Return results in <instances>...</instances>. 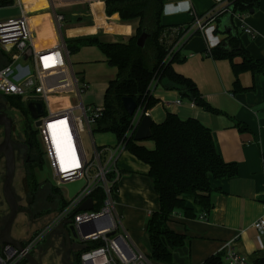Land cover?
<instances>
[{
  "label": "crops",
  "instance_id": "obj_1",
  "mask_svg": "<svg viewBox=\"0 0 264 264\" xmlns=\"http://www.w3.org/2000/svg\"><path fill=\"white\" fill-rule=\"evenodd\" d=\"M17 1L22 4L25 12L31 13L48 9L49 6L48 0ZM222 2L163 0L161 23L166 26L190 24V11L201 15ZM88 13L92 15L94 23L68 28V37L101 31V37L110 35L126 41L135 34L137 19L123 21L118 15L108 17L104 7L102 13L98 7ZM29 18L31 21L27 25L34 41L44 40L43 45L46 46L64 37H58L53 23H49L48 11ZM242 23L252 29L253 35L243 32ZM19 31V25L13 28L12 24L8 26L6 22L0 23V39L4 42L17 38ZM236 33L242 47L253 58H264V0H259V6L253 12L235 13L232 16L229 13L221 14L217 21L206 26L203 35L194 31L186 32L184 42L176 50L182 60L173 63L177 72L196 83L203 98L211 106L225 114L207 112L192 101L181 98L177 90L165 88L157 80L150 86L151 95L158 100L146 111L153 123H162L167 113H174L181 119H197L210 129L222 160L234 163L237 167L234 176L211 180L213 208L206 216L194 204L193 197H185L187 205L193 208L196 215L185 217L178 211L169 223L173 231L185 235V242L172 250L170 262L152 260V264H202L211 256H222L228 242L233 244L248 264L264 257V232H258L252 226L258 218L264 217V75L252 74L250 71L240 73V84L250 88L232 92L234 75L229 61L215 60L206 53V48L211 49ZM106 41L119 40L112 38ZM69 60L71 71L86 84V90L81 95L82 102H87L86 95L88 99L102 105L104 92L109 82L116 77V68L107 64L106 57L96 46L81 47L76 53L70 54ZM239 60V57L235 58V61ZM57 88H71L66 71L60 76ZM63 105H67L66 99L61 102ZM236 121L242 122L247 129L239 130ZM137 142L147 148L154 145L149 139ZM117 167L120 175L114 196L116 212L118 215L121 212L127 221L135 220L140 234L144 235L148 213L158 208L157 194L152 190L147 177L148 166L128 151L122 150ZM126 230L131 243L143 251L132 239L128 228ZM146 254H149V249Z\"/></svg>",
  "mask_w": 264,
  "mask_h": 264
},
{
  "label": "trees",
  "instance_id": "obj_2",
  "mask_svg": "<svg viewBox=\"0 0 264 264\" xmlns=\"http://www.w3.org/2000/svg\"><path fill=\"white\" fill-rule=\"evenodd\" d=\"M14 0H0V6H9ZM223 14L247 13L259 6V0H223ZM163 0H105L104 13L106 16L118 15L123 21L138 20L135 34L126 41H106L101 33L64 38L69 54L76 53L83 46H96L106 57L107 64L116 68V77L111 80L104 92L102 114L96 119L92 132H109L116 137L124 149L134 155L139 161L148 166L147 177L152 190L158 197L157 210L149 214L145 230V237L149 249L148 258L158 262H170L172 250L185 242V235L173 231L169 227L174 213L180 211L185 217L196 214L188 206L186 196L193 197L206 216L213 208L211 191L212 179L234 176L237 167L234 163H225L218 153L211 131L194 118L181 119L174 113H167L162 123H153L151 136L153 147L147 148L127 135L132 115L123 108L122 98L130 96L144 112L157 103V99L150 93V85L157 80L165 88L175 89L181 98L192 101L212 114H225L211 106L202 96L196 83L189 77L180 74L173 68V63L181 61L178 52L172 53L165 59L170 46L164 41V33L171 26L161 23L160 15ZM88 9V7H86ZM149 34L144 46L136 44L137 37L143 32ZM227 46L222 41L211 48L207 55L213 59H227L234 75L232 92L244 91L250 87H243L239 82V74L250 71L252 74L264 75V58H253L240 44L238 34L227 37ZM239 57V61L235 58ZM9 62V58L0 50V65ZM9 104L18 111L24 120L26 118V104L18 97L3 96ZM239 130H246V126L236 121ZM28 133L26 138L29 145L39 143L36 132L31 123L25 120ZM42 155V154H41ZM264 169V153H262ZM27 166L36 164L27 163ZM28 192L34 189L35 177L26 172ZM117 185H114L116 188ZM27 192V190H26ZM49 195L57 201L55 210L46 209L43 213H53L61 210L66 200L63 190L52 186ZM46 193V194H48ZM98 199L94 209L103 203V191L98 188L91 194ZM29 203H34L33 196H29ZM48 199L46 198V201ZM56 204V202H55ZM32 215L38 216L32 209ZM77 252L75 264H79ZM26 260L20 264H25ZM202 264H223L221 255H214ZM253 264H264V257L257 258Z\"/></svg>",
  "mask_w": 264,
  "mask_h": 264
},
{
  "label": "built area",
  "instance_id": "obj_3",
  "mask_svg": "<svg viewBox=\"0 0 264 264\" xmlns=\"http://www.w3.org/2000/svg\"><path fill=\"white\" fill-rule=\"evenodd\" d=\"M48 1V9L52 10L54 21L60 28L64 14L57 11V6L75 3L77 0ZM81 1H88L87 7L91 11L93 5L105 2ZM13 6H18L20 13L0 18V23L6 22L8 26L12 24L13 28L19 25L21 32L19 31L15 39L5 42L0 39V50L9 58L7 64L0 65V95L18 97L26 106L29 102L34 105L36 102L42 104V114L33 118L31 124L36 132L42 158L53 178V184L63 190L66 204L55 213L56 216L46 228L36 233L27 243L21 242V248L0 243V264H20L26 260L25 256L31 253L35 244L62 222L66 229L72 225L74 237L83 243L79 264H152L148 258L149 254L131 243L128 231L115 208L114 196L117 187L114 188V185L120 175L117 161L124 145L117 142L113 146H98L92 136V128L102 114L103 105L95 106L82 102L81 95L86 90V84L71 71L70 54L63 37L52 47L38 48L27 25L26 13L30 12H25L17 0H14L12 5L0 8ZM224 10L226 8L222 3L201 15L190 11V24L166 29L163 34L164 41L170 46V50L165 59H169L172 53L181 47L186 32L194 31L203 35L206 26L217 21ZM241 26L243 32L253 35L250 27L243 23ZM209 50L210 48H206V53ZM64 71L69 75V89L57 88ZM65 99L67 105L61 106ZM52 101L56 104H51ZM176 102L179 103V100ZM143 114L147 112L138 106L132 115L128 136L134 132ZM84 135L91 138L89 152L83 146ZM77 180H84V184L72 197H68L67 190L61 187L62 184ZM98 188L103 191V203L98 209H94L98 199L93 198L91 194ZM87 198H91L92 209L78 210ZM252 226L256 231L263 233L264 217L258 218ZM222 263L248 264L231 242L226 243L223 248Z\"/></svg>",
  "mask_w": 264,
  "mask_h": 264
},
{
  "label": "rangeland",
  "instance_id": "obj_4",
  "mask_svg": "<svg viewBox=\"0 0 264 264\" xmlns=\"http://www.w3.org/2000/svg\"><path fill=\"white\" fill-rule=\"evenodd\" d=\"M89 2L87 1H81L77 0L75 3H63L61 5H58L57 11L61 12L64 14V20L62 21V26L59 28V26L56 25L54 18H53V13L51 12L52 10L49 9H44L40 10L37 12L33 13H26V18L28 21L30 20V16L36 17L38 14H44V12L48 11V14L50 15V21L49 23H53L55 27V32L60 37V35H64V38H69L66 35V30L70 27H75V26H82V25H87L94 23V20L92 18V15H90L88 12L90 9H87V4ZM102 4V3H100ZM104 4V3H103ZM91 12V10H90ZM12 18V17H11ZM20 23V21H19ZM101 34H103L100 31ZM76 37V36H74ZM105 40H112V38H116L117 40H121L120 37L116 36H110L106 35L105 37H102ZM36 42L39 44V46H43V43H45L44 40H36ZM85 95L86 103L85 104H92L95 106L101 105L100 102H94L91 99H88ZM51 104H56L54 101L51 102ZM26 118L25 120L30 121L32 123L33 118L30 115V112L26 108ZM18 112V111H17ZM17 117L19 121H23L22 115L18 112ZM20 123V122H18ZM21 125V123H20ZM32 125V124H31ZM32 128L33 125L31 126ZM93 139L96 145L102 146V145H109L113 146L114 143H116V138L112 133L109 132H93ZM91 138L90 136L87 137L84 135L83 138V146L87 152H89V144H91ZM41 153V151H40ZM42 156V155H41ZM43 159V158H42ZM1 161V160H0ZM26 171L27 173H32L35 177V185L34 189L32 191L28 192L27 185H26V190L24 187L21 188L20 186L17 188V198H18V203L20 204V211L17 214L15 221L13 223L12 229H11V234L14 238L20 240L22 243H27L36 233L42 231L44 228H46L49 223L54 219L56 215L54 213H43L44 210L50 209V210H55V208L58 207L57 201H52L50 199H53L51 197V194L49 195V190L52 186H55L53 184V178L48 170L47 164L45 161H42V164L38 167L36 165L33 166H26ZM24 185V186H25ZM31 197L33 196V201L34 203L31 205L29 203V197H27V194ZM48 193V194H46ZM46 198L48 199L46 201ZM56 202V204H55ZM3 201L0 202V207L3 205ZM32 209L37 212V214L42 213L41 215H38L35 217V215H32L27 211ZM119 216L121 217V220L126 228H128L132 239L140 245L141 249L147 253L148 250V245L147 241L144 237V235L140 234L139 228L136 226V221L135 220H126L124 218V215L119 212ZM123 218V219H122ZM62 238V233L59 231L55 233H48L47 236H45L42 240H40L38 243L35 244V246L32 248L31 253H38V251L43 248L45 249L46 247L49 246L51 240L55 241L56 243L59 242V239ZM72 242L76 246H83V243L78 241L74 236H72ZM79 251V250H78ZM152 261L151 259H149ZM25 264H27L25 262ZM43 264H62L60 256H57L54 251L51 249L43 255Z\"/></svg>",
  "mask_w": 264,
  "mask_h": 264
},
{
  "label": "water",
  "instance_id": "obj_5",
  "mask_svg": "<svg viewBox=\"0 0 264 264\" xmlns=\"http://www.w3.org/2000/svg\"><path fill=\"white\" fill-rule=\"evenodd\" d=\"M98 7L99 12L103 10L104 4H96L93 5V9ZM253 12V9L250 10ZM20 13V8L18 6L13 7H3L0 8V18L10 17L14 15H18ZM231 15V14H230ZM232 16V15H231ZM149 34L143 31L136 40V44L140 47L144 46L146 39ZM228 41L224 40L222 43L223 46H227ZM25 58V57H24ZM123 108L125 111L133 115L136 109L138 108V104L134 101V99L130 96H125L122 98ZM27 109L30 112L32 118H37L43 112L42 104L40 102H36L34 105L33 102H29L27 104ZM39 122H37L38 124ZM153 122L148 116V114H143L140 117L139 123L131 134L135 141H141L149 139L151 136V126ZM14 142L11 138V126L10 121L6 120L5 123V131L2 140L0 141V163L2 167V173L0 176V202L3 201V205L0 207V243H8L17 248H21V241L14 238L11 234V229L17 214L19 213L21 207L18 203L17 198V188L20 186L14 184L15 181V170L16 168H20L23 170V162L25 160L26 163L32 161L30 154L27 156H23L25 152V146L21 148V154L17 155L14 152ZM23 154V155H22ZM17 155V156H16ZM22 155V156H21ZM19 156V157H18ZM84 184V180H77L73 182H69L66 184H62L61 187L67 190L68 197H72ZM27 208V207H26ZM92 209L91 198H87L79 207L78 210H90ZM27 211L31 214V210L27 208ZM55 215V212H53ZM59 231L62 233V238L59 239V242L51 240L48 247L45 249H40L36 255V253H28L25 256L27 264H43V255H45L50 249L54 251L57 256H60L62 264H74L69 260V248L71 247V236L75 235L74 228L72 225L69 226V229L64 227V223H60L54 229L50 231V233H55ZM147 238V235L145 234ZM64 241L66 242V247L63 249ZM73 248V247H72ZM81 250L82 246H77L74 249Z\"/></svg>",
  "mask_w": 264,
  "mask_h": 264
},
{
  "label": "flooded vegetation",
  "instance_id": "obj_6",
  "mask_svg": "<svg viewBox=\"0 0 264 264\" xmlns=\"http://www.w3.org/2000/svg\"><path fill=\"white\" fill-rule=\"evenodd\" d=\"M18 112L12 108V106L9 104L8 100L3 97L2 95H0V141L3 138L4 135V131H5V123L6 120L10 121V126H11V138L14 142V152L17 153V155H20L21 153V148L23 146H25V152H24V157L27 156V154H30V157L32 158V161L29 162L30 164H36V167L40 166L42 164V156H41V149L40 147L38 148L37 144H31L29 145L30 142H28V139L26 138L28 131L25 128V120L24 117H22L23 121H19L17 114ZM20 122V123H18ZM16 155V156H17ZM21 155V156H22ZM19 157V156H18ZM27 163L23 162V170H21L20 168H16L15 170V181L14 184L19 185V182L21 184V188L24 187L26 190V165ZM2 173V167H1V163H0V176ZM25 185V186H24ZM27 194V193H26ZM72 242V241H71ZM66 242L64 241V245H63V249L66 247ZM73 247V248H72ZM75 247H77L76 245L71 244V247L69 248V260L71 262H73L75 264V259H76V255L78 252V249H74ZM43 249V248H42Z\"/></svg>",
  "mask_w": 264,
  "mask_h": 264
},
{
  "label": "bare ground",
  "instance_id": "obj_7",
  "mask_svg": "<svg viewBox=\"0 0 264 264\" xmlns=\"http://www.w3.org/2000/svg\"><path fill=\"white\" fill-rule=\"evenodd\" d=\"M58 42V39H56V40H54V41H52L50 44H47L46 46H42L43 48H48L49 46H54L56 43ZM35 44H36V46L38 47V48H42L41 46H39V44L35 41Z\"/></svg>",
  "mask_w": 264,
  "mask_h": 264
}]
</instances>
